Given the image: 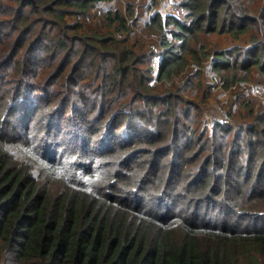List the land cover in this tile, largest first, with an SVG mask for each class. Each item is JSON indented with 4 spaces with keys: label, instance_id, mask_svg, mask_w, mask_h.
Here are the masks:
<instances>
[{
    "label": "trees",
    "instance_id": "trees-1",
    "mask_svg": "<svg viewBox=\"0 0 264 264\" xmlns=\"http://www.w3.org/2000/svg\"><path fill=\"white\" fill-rule=\"evenodd\" d=\"M107 1L0 0V264H264V108L204 127L186 72L264 84V0L147 5L156 78L145 3L69 22Z\"/></svg>",
    "mask_w": 264,
    "mask_h": 264
},
{
    "label": "rangeland",
    "instance_id": "rangeland-1",
    "mask_svg": "<svg viewBox=\"0 0 264 264\" xmlns=\"http://www.w3.org/2000/svg\"><path fill=\"white\" fill-rule=\"evenodd\" d=\"M115 1V0H113ZM145 3L144 7L137 8V15L131 16L129 20H131L133 17L138 18V22L136 24V27L134 26L132 28V35L128 38V40L131 42L130 45L134 46L135 51L137 52H144L148 54H152L150 59V66L152 70V77H157V71H158V64L161 60V48L159 46L158 36L156 34H153L152 32H149L147 29L143 27L144 21L148 18V15L150 12L144 14L145 7H148L147 5H153L154 9L157 10L159 7V10L162 11L164 14L167 10L171 9V5L175 3V0H117L114 2L115 8L120 9L121 14H123V9L127 8L129 4H132V9L135 8V6L138 3ZM161 2V4L158 6V4ZM104 3V2H102ZM98 4L99 7L93 8L85 14V16H82L80 18L76 16H71L68 20L70 23H73L71 21H76L75 23H84L85 26L88 27H94L99 28L100 27V19L98 18L100 13L99 11H104L107 5L110 4L109 1H107L106 4ZM101 11V12H102ZM153 12V11H152ZM87 15H89L87 17ZM209 40L216 45L218 49H224L227 48L233 44L241 45L240 43H232L226 36L222 35H210ZM204 63H206L204 61ZM206 65V64H205ZM204 65V66H205ZM207 66V65H206ZM195 64H191L188 68V73H193L196 69H203L199 68ZM204 72L207 73V69L204 70ZM208 72L212 75V77L207 76V82L206 86H209V96L207 99L204 100L202 103L201 96L202 92L205 91V87L202 86L198 88L196 86V81L193 82L192 88H189L190 90H193V92L196 93V97H194V101L199 104L201 107V114L203 115L202 118V124L205 127V123H209V125L213 126L215 123L226 121V115H228V112H232L236 105L232 102L234 95L238 94L239 102L245 101L246 99H250L254 101V110H257L258 108L263 107L264 108V84L259 83V80L255 77H252V79L248 81H244V84H240L235 86V88L225 90L221 87L222 84L215 79V73L211 72V69L208 67ZM209 85H208V84ZM186 95H190L191 91L188 93H185ZM198 97V98H197ZM246 98V99H245ZM208 129V128H207ZM209 131V130H208Z\"/></svg>",
    "mask_w": 264,
    "mask_h": 264
},
{
    "label": "built area",
    "instance_id": "built-area-1",
    "mask_svg": "<svg viewBox=\"0 0 264 264\" xmlns=\"http://www.w3.org/2000/svg\"><path fill=\"white\" fill-rule=\"evenodd\" d=\"M115 1H117V0H115ZM115 1H113V0H111V1H109V3L110 4H108L107 6H111V7H114L115 6V4H114V2ZM146 1H149V0H146ZM107 2H104V3H102L103 5L104 4H106ZM131 21V20H130ZM207 66H206V65ZM205 65V66H204ZM190 67V65L186 68V72H188V68ZM199 68H202V67H204V69H207V76H209V77H212V75L210 74V72H208V67L211 69V64H210V62H206V63H202L200 66H198ZM198 68V69H199ZM197 70V69H196ZM240 84H244V82H242V83H240Z\"/></svg>",
    "mask_w": 264,
    "mask_h": 264
},
{
    "label": "crops",
    "instance_id": "crops-1",
    "mask_svg": "<svg viewBox=\"0 0 264 264\" xmlns=\"http://www.w3.org/2000/svg\"><path fill=\"white\" fill-rule=\"evenodd\" d=\"M161 4V2L158 4V6ZM157 10L164 16L166 14H168L169 11H171V9L167 10L164 14L162 13L161 10H159V7L157 8Z\"/></svg>",
    "mask_w": 264,
    "mask_h": 264
}]
</instances>
